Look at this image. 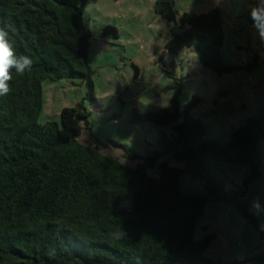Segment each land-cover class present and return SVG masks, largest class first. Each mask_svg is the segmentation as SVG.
I'll return each instance as SVG.
<instances>
[{"label": "trees", "instance_id": "16d2710c", "mask_svg": "<svg viewBox=\"0 0 264 264\" xmlns=\"http://www.w3.org/2000/svg\"><path fill=\"white\" fill-rule=\"evenodd\" d=\"M176 1L155 0L154 12L172 23ZM86 3L0 0V26L17 55L33 61L23 75L13 70L11 92L0 97V264H220L205 255L214 236L193 241L194 225L208 202L231 204L255 225L242 201L248 186L264 177L263 155L257 150L264 144L259 121L244 120L219 143L205 140L202 124L190 116L199 101L195 96L182 107L174 95L169 108L129 111L131 122L171 125L169 135L158 129L154 142L184 163L181 169L158 163L159 153L128 156L134 161L128 166L103 155L96 139L92 146L79 143L88 116L80 103L62 108L58 124H38L45 80H79L92 99L91 33L81 18ZM178 27L181 32L171 34L165 51L189 48L218 77L257 65L256 56L244 67L221 61L217 7L202 14L183 12ZM100 35L117 36L110 26ZM179 118L182 122L172 126ZM222 162L244 165L247 176L233 184L221 171ZM154 166L157 179L146 172ZM181 174L199 180L203 195L182 194ZM116 229L126 233L119 241L109 235Z\"/></svg>", "mask_w": 264, "mask_h": 264}, {"label": "rangeland", "instance_id": "374dc122", "mask_svg": "<svg viewBox=\"0 0 264 264\" xmlns=\"http://www.w3.org/2000/svg\"><path fill=\"white\" fill-rule=\"evenodd\" d=\"M155 0H87L82 11V23L91 37L87 49V64L92 70V99L79 80H45L41 83V109L37 123H59V111L80 103L87 111V124L77 141L92 146V138L100 144V152L132 166L128 156L159 153L157 162L183 168L184 163L173 160L155 146L158 129L167 135L169 126L158 127L148 122L129 120V111L153 112L169 108L176 95L179 106L192 96L199 101L190 116L203 126L207 141L226 142L238 122L259 121L264 137V43L261 42L249 17L254 0H177L176 20L166 23L154 12ZM217 7L223 34L221 61L244 67L254 56L257 65L249 71L243 68L220 77L202 67L189 48L165 51L164 45L172 33H179V16L183 12L202 14ZM104 26L113 27L117 36H101ZM136 70V72H135ZM178 92V93H177ZM177 93V94H176ZM182 122L179 118L172 126ZM257 150L263 155L264 144ZM221 171L233 184L247 176L244 165L220 163ZM149 177L157 179L156 167L148 169ZM230 185H226V190ZM182 194L203 195L199 180L186 174L178 179ZM259 198L264 205V177L247 188L243 198L255 225L237 213L231 204L208 202L197 218L192 239L197 242L213 235L205 255L220 264H264V215H254L252 201Z\"/></svg>", "mask_w": 264, "mask_h": 264}, {"label": "clouds", "instance_id": "9594fccd", "mask_svg": "<svg viewBox=\"0 0 264 264\" xmlns=\"http://www.w3.org/2000/svg\"><path fill=\"white\" fill-rule=\"evenodd\" d=\"M249 17L260 40L264 43V0H254L249 6ZM33 61L27 55H17L15 46L9 38L5 27L0 26V97L11 92L10 81L13 79V70L17 75L30 71ZM251 211L254 215H264V205L259 198L252 201ZM264 229V224L261 225ZM113 241H119L126 236L123 229H116L109 233Z\"/></svg>", "mask_w": 264, "mask_h": 264}, {"label": "crops", "instance_id": "0c3cea01", "mask_svg": "<svg viewBox=\"0 0 264 264\" xmlns=\"http://www.w3.org/2000/svg\"><path fill=\"white\" fill-rule=\"evenodd\" d=\"M239 124L241 123V122H238Z\"/></svg>", "mask_w": 264, "mask_h": 264}, {"label": "water", "instance_id": "95a60500", "mask_svg": "<svg viewBox=\"0 0 264 264\" xmlns=\"http://www.w3.org/2000/svg\"><path fill=\"white\" fill-rule=\"evenodd\" d=\"M244 264H246V263H244Z\"/></svg>", "mask_w": 264, "mask_h": 264}]
</instances>
